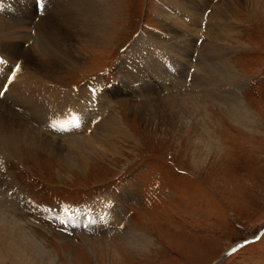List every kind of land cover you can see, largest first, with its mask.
Segmentation results:
<instances>
[{
    "label": "rangeland",
    "instance_id": "obj_1",
    "mask_svg": "<svg viewBox=\"0 0 264 264\" xmlns=\"http://www.w3.org/2000/svg\"><path fill=\"white\" fill-rule=\"evenodd\" d=\"M9 1L19 4L14 19L18 14L20 17L13 26L19 20L30 22L33 34L34 29L41 33L38 28L41 22L54 24V13L62 4V0H44L45 7L40 10L38 0ZM201 1L194 5L197 16L207 0ZM222 1L206 3L199 39L205 33L204 40L212 20L220 18L216 5ZM164 2L116 0L117 10L113 18L110 16L112 28L103 43H76L79 61L67 64L61 73L66 85L82 86L100 78L106 88L117 86L122 76L121 59L133 53L141 37L163 28L158 13ZM233 3L236 7L233 17L237 20L231 24L234 34L223 40L229 52L225 49L226 57L222 58L236 75L221 84L223 88H235L241 106L250 107L256 114V123L252 124L255 131L239 126V117L234 123L233 112L225 102L209 100L212 125L209 133L215 150L208 153L190 136L192 127L168 132L165 123L140 117L136 112L140 110L141 95L125 89L115 91L111 100L113 109L130 127L132 138L123 135L110 138L112 144L106 150L87 154L83 158L88 169L85 175L83 170L62 162L47 149L15 144L10 147L13 153L4 154V168L36 209L44 211L39 214L34 208H19L16 215L52 253L57 264H215L242 242L246 243L219 264H264V0H251L249 6ZM0 6L10 11L5 0H0ZM170 7L178 13L175 4ZM197 41L199 45L203 42ZM35 42L43 48L48 43L42 37ZM152 45L146 44L149 49ZM195 50L190 58L191 73L179 77L177 83L170 81V86L167 76L161 81L153 75L150 81L158 87L155 92L159 98L155 100L163 101L166 92L191 96L198 73L192 66L198 57L194 53L199 54L198 47ZM1 55L3 63L8 60L10 67L7 52ZM166 65L172 63L168 61ZM22 67H26L24 61ZM152 67L160 71L165 68ZM142 76L149 78L143 73ZM195 99L201 102V98ZM110 102L105 101V106ZM46 135L54 136L50 132ZM104 196L121 201L122 224L132 226L131 230L143 228L156 242L151 247L147 244L132 249L117 228L108 226L100 231L92 227L91 220L103 217L96 216L90 206ZM109 243L120 251L122 260L103 259L90 252L97 244ZM100 253L97 254L101 256Z\"/></svg>",
    "mask_w": 264,
    "mask_h": 264
},
{
    "label": "bare ground",
    "instance_id": "obj_2",
    "mask_svg": "<svg viewBox=\"0 0 264 264\" xmlns=\"http://www.w3.org/2000/svg\"><path fill=\"white\" fill-rule=\"evenodd\" d=\"M210 1L205 2L202 6L204 9L197 16V6L194 5L202 3L201 0H165L158 13L163 28L153 32L152 36L141 37L135 43L133 53L121 59L120 83L110 89L104 86L100 78L91 79L82 86L68 87L61 73L67 64L79 61L80 55L74 49L76 43H103L112 28L110 16L112 14L113 18L117 10L116 0H62L60 8L54 13V24L41 22L38 25L41 33L34 29L36 34L31 31L30 22L19 20L13 26L20 17L18 14L14 19L19 4L5 0L10 11L0 6V90L6 88L4 96L0 97V264H57L52 253L26 227L25 221L16 215L19 208L36 209V206L4 168V154L13 153L10 147L15 144L47 149L62 162L83 170L85 175L88 169L83 158L87 154L106 150L112 144L110 138L132 136L123 116L112 107L114 102L111 96L115 91L132 89V92L141 95L142 103L136 113L151 122L165 123L163 125L168 132L192 127L190 136L202 144L198 145L199 148L208 153L215 150L209 133L212 129L211 113L207 107L209 100L225 102L224 105L233 112L231 120L234 123L239 117V126L255 131L252 124L256 123V114L252 113L250 107L241 106L242 100L235 88H223L221 84L228 83L236 75L233 67H227V61L222 58L226 57L225 49L229 52L227 47L224 48L223 40L234 34L231 24L237 20L233 17L236 8L233 1L249 6L251 0H223L217 4L220 18L212 20V26H208L205 42L202 36L205 33L199 39V31L206 3ZM32 2L36 3V0ZM171 4L179 8L178 13L170 7ZM41 37L48 42L45 48L35 42ZM197 39L204 43L199 45ZM146 44L148 47L153 45L149 49ZM197 47L199 54L194 53V57L198 56L197 63H192V66L197 68L198 73L191 96L166 92L163 101L155 100L159 98L156 95L158 87L150 81L154 79L153 75H157L159 78H156L161 81L167 76L169 82L177 83L179 77L191 73L190 58ZM1 52H7L10 56V67L6 58L7 61L3 63ZM22 61L27 68L22 67ZM168 61L172 65L167 66ZM17 65L19 71L15 72L13 78ZM153 65L165 67L162 71L166 75L154 69ZM4 69L6 73L3 75ZM142 73L149 78L144 79ZM195 97L201 98V102ZM10 99L14 102L8 104L5 100ZM105 101L111 102L105 106ZM32 121L37 125H33ZM48 132L54 136H47ZM120 202L109 196L95 200L90 207L96 216L103 218L91 220V226L100 231L108 226L117 228L126 240L125 244L132 249H140L147 244L151 247L156 242L153 236L143 228L131 230L132 226L120 222L124 211ZM98 244L90 248L93 256L115 262L122 260V254L112 243L109 246Z\"/></svg>",
    "mask_w": 264,
    "mask_h": 264
},
{
    "label": "snow or ice",
    "instance_id": "obj_3",
    "mask_svg": "<svg viewBox=\"0 0 264 264\" xmlns=\"http://www.w3.org/2000/svg\"><path fill=\"white\" fill-rule=\"evenodd\" d=\"M45 7V3L44 0H38V9L43 10V8ZM19 71V65L16 66L15 71L13 72V78L15 76V72ZM6 88L4 90H0V97H3L5 94ZM65 212H67L68 210L65 209ZM236 249H233V251H235Z\"/></svg>",
    "mask_w": 264,
    "mask_h": 264
},
{
    "label": "water",
    "instance_id": "obj_4",
    "mask_svg": "<svg viewBox=\"0 0 264 264\" xmlns=\"http://www.w3.org/2000/svg\"><path fill=\"white\" fill-rule=\"evenodd\" d=\"M246 242H243L242 244H245ZM241 244H238L234 247H232V249H229L227 251V253L225 254V256H223V258L219 259L218 261L215 262V264H219L220 262H222L229 254H231L233 252V249H236L237 247H240Z\"/></svg>",
    "mask_w": 264,
    "mask_h": 264
}]
</instances>
